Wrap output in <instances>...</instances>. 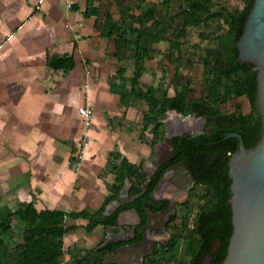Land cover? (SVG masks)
I'll return each mask as SVG.
<instances>
[{"label": "crops", "instance_id": "obj_1", "mask_svg": "<svg viewBox=\"0 0 264 264\" xmlns=\"http://www.w3.org/2000/svg\"><path fill=\"white\" fill-rule=\"evenodd\" d=\"M89 3L95 13H85ZM132 3L133 0H0V222L8 223L9 228L15 218L17 230L25 218H36L39 226H45L40 217L23 218L16 212L29 203L37 211L99 208L114 181L113 174L104 173L111 151L118 150L130 162L141 163L144 170L162 151L156 146L160 141L152 146L137 129L147 109L146 101L133 98L124 105L119 93L110 89V77L127 60L119 61L116 53L123 46L115 34L105 35L102 27L107 18L119 22V5ZM161 42L168 43L169 48L166 40L152 44L154 51L146 60L142 84L150 71L149 61L165 59L164 48L158 47ZM62 56H70L73 65L65 68L51 64L52 58ZM157 62L162 71V60ZM127 70L131 76L132 64L127 66L125 76ZM85 104L94 109L93 123L84 158L76 167L72 155L84 129L77 109ZM59 218V225L66 228L64 232L50 229L35 234L34 240L44 243V239L51 238L50 244L83 252L98 246L114 231L103 224L87 231L84 225L88 217ZM9 228L0 232V264H7L2 247ZM45 233L48 236L37 238ZM70 255L66 251L64 259Z\"/></svg>", "mask_w": 264, "mask_h": 264}, {"label": "trees", "instance_id": "obj_2", "mask_svg": "<svg viewBox=\"0 0 264 264\" xmlns=\"http://www.w3.org/2000/svg\"><path fill=\"white\" fill-rule=\"evenodd\" d=\"M253 2L244 0L243 5L235 9L214 8L212 0H133L132 4L119 5L121 20L114 22L107 18L102 29L107 36H117V42L123 49L118 50L116 55L119 61L131 59L133 71L131 76H125L127 66L125 63L120 64L116 74L110 77V89L119 93L124 105H128L133 98L146 101L147 109L142 113L139 135L143 136L146 130L151 131L152 146L162 141L165 131L162 119L169 110H175L182 116L205 115L204 127L196 132L172 137L176 155L156 169L144 191L142 184L147 179V172L142 164L132 163L120 151L114 150L109 153L106 166L112 171L114 181L99 208L37 211L29 203L25 209H18L16 212L23 217H40L44 221L45 226L31 229L34 235L50 229H55L57 233L64 232L66 228L59 225L62 221L59 216L64 215L88 217L84 225L87 231L97 224L109 226L116 231L117 213L130 207H136L143 224L146 220L145 206L157 211L168 203V199L156 200L150 196L162 173L168 165L184 160L196 179L195 186L204 188L199 196L202 202L198 204L192 222L179 226L178 230L170 229L175 219L174 210L166 225L168 238L159 245H153L140 264H155L165 253V258L171 259L181 242L185 244L187 258L179 259L177 264H220L223 261L233 231L229 202L232 179L228 173V159L230 153L239 147L238 137L225 135L236 131L242 136L245 146L250 147L262 134L261 115L256 105L257 70L254 64L238 58V47L235 44L243 32ZM95 12L96 9L89 3L85 13ZM211 21L216 22L212 33L214 44L205 46L202 51L196 50L195 55H190L185 62L186 66H191L194 61L202 65L204 90L200 96H192V77L179 70L184 65L179 39L186 36L190 27L206 26ZM161 40L168 41V49L177 52V55L168 57L175 66L169 86H163L160 81L155 85H143L140 77L147 68L146 60L154 51L152 44ZM165 56H168L166 52ZM51 64L69 68L73 60L70 56L54 57ZM116 77L120 78L119 83L114 81ZM241 95L247 98L249 111L244 112L240 105L232 111L220 109L222 103ZM126 181L129 194L139 195L117 206L112 212L104 213L107 203L117 197ZM7 228L8 223L0 222V230ZM141 238L139 225L130 241ZM123 243L111 242L100 249L96 246L85 248L81 254L74 255L73 262L69 264H120L115 258L105 257ZM34 249L37 251L35 253L42 255L46 264H64L63 254L70 252L69 248L64 250L55 244L28 241L18 252L16 264H34Z\"/></svg>", "mask_w": 264, "mask_h": 264}, {"label": "water", "instance_id": "obj_3", "mask_svg": "<svg viewBox=\"0 0 264 264\" xmlns=\"http://www.w3.org/2000/svg\"><path fill=\"white\" fill-rule=\"evenodd\" d=\"M238 58L254 64L257 70L256 105L262 120V134L259 140L250 147H246L240 133L228 132L225 137L236 136L239 138V147L229 155L228 173L232 179L229 202L232 210L233 231L230 236L227 254L220 264H264V0H254L250 12L246 18L243 32L236 41ZM170 117L162 119L165 124L163 140L156 144L160 153H156L155 162L151 163L147 172V179L142 184V190H146L156 169L175 155L173 136L183 133H192L193 130H201L204 127L206 116L195 119L188 115L183 116L175 110H169ZM194 116V115H192ZM196 117V116H195ZM183 123L184 126H177ZM176 126V127H175ZM157 151V152H158ZM172 181L162 186V183ZM128 183V182H127ZM196 183V179L184 160L167 167L150 192V196L156 200L169 199L168 205L160 216L168 214L175 203L174 196H165L163 192L169 190L170 184L181 187L187 193ZM165 186V187H164ZM171 187V186H170ZM165 188V189H164ZM179 190V191H180ZM158 193V194H157ZM175 194V193H174ZM138 194L130 195L126 183L117 197L106 207L104 213L112 212L117 206L132 201ZM130 210L128 219L123 218V213ZM146 223L141 226L142 239L138 242H130L136 232V224L141 217L136 207L124 209L117 213L116 224L123 235L106 238L96 248L100 249L111 242H124L117 248H133L143 244L140 263L149 251L148 245L155 238L152 233L148 235V229L155 228L154 216L156 213L145 206ZM130 217L135 219L131 220ZM132 226L128 232L124 231V225ZM159 234H166V219L162 221ZM130 251H133L130 249ZM139 263V264H140Z\"/></svg>", "mask_w": 264, "mask_h": 264}, {"label": "rangeland", "instance_id": "obj_4", "mask_svg": "<svg viewBox=\"0 0 264 264\" xmlns=\"http://www.w3.org/2000/svg\"><path fill=\"white\" fill-rule=\"evenodd\" d=\"M244 0H212L213 7L214 8H227V9H235L240 8L243 5ZM215 21L209 22L206 26H194L190 27L187 32L186 36L184 38L179 39V43L181 44L182 48V59L184 65L180 67L179 70H181L183 73L191 76L192 78V87L193 90L190 93L192 96H200L201 93L204 90V83L202 79V65L198 61H194L191 66H186L185 62L187 61V58L191 55H195L197 52L196 50L202 51L205 46L213 45L214 39L212 37L213 31H215ZM199 32H203V34H199ZM160 48H164L163 50L167 53L168 56H165V59L162 57H159V59L153 58L150 62V71H148L147 74L143 77V85H148V82H154L159 80L163 86H169V81L172 77V74L174 73L175 66L171 59L168 57L173 55H177V52L170 51L168 49V43L161 42V44L158 45ZM163 52V51H162ZM165 52H163L165 54ZM176 53V54H175ZM158 60H162L161 67L163 68L162 71L160 70V66L158 64ZM127 66H130L131 59L127 60L126 62ZM130 70H127V76H129ZM152 82V83H153ZM170 93L172 92V88L170 87ZM242 108L244 112H247L250 110V104L247 100V98L244 95L241 96H234L231 99H229L227 102L222 103L220 105V109L222 111H232L235 110L238 106ZM192 118H197V116L188 115ZM183 117V116H182ZM165 117L164 119H166ZM136 126V125H134ZM141 123H138L137 129L140 130ZM198 130H193V132H196ZM165 134V131L163 133V136ZM143 137L146 138L148 141L151 140V132L145 131L143 134ZM163 140V139H162ZM161 142V141H160ZM159 147V146H158ZM157 147V148H158ZM152 157V155H150ZM104 173H111L112 171L109 169V167L104 168ZM127 183V182H126ZM128 184V183H127ZM172 187V185H170ZM203 186L198 185L197 187L193 186L189 189L187 193H184L182 190L178 191L177 193L173 194L172 192L169 193L165 191L167 196H174L176 201V205L174 207L175 210V219L172 221L170 225L171 230H178L179 226L181 225H189L192 222V219L197 211L198 204L202 202L200 200V194L203 192ZM24 218V217H23ZM13 220V218H12ZM16 220V218H15ZM13 220L12 228H9V230L6 232L5 241H3L4 247H2L4 251H2V255L4 257V262L7 264H16V259L18 258V252L21 250L25 242L31 241L37 243L36 240H34V233L32 232L33 227L39 226V220L36 218H25L22 222H19V228L16 229V221ZM2 230H0L1 232ZM48 236V233L43 234L41 237L37 238H45ZM169 234H165V236L158 237L154 242L149 243L148 250L153 245H159V243L163 242L165 239H167ZM44 243L41 244H47L49 245L52 242V239H44ZM5 242V243H4ZM50 242V243H48ZM38 244V243H37ZM57 245V244H55ZM33 251V250H32ZM176 253L171 257V259H166L165 256L166 253L163 254L164 256L155 264H177V261L179 259H186L187 258V252L185 250V244L181 242L177 248L175 249ZM34 249V264H46L43 262V257L39 253H35ZM71 254L70 257L66 260L64 259V256L62 257L64 264H69L73 262V256L77 255L78 253L81 254L80 249L73 248L70 250ZM149 252V251H148ZM148 252L146 254H148ZM129 249L122 248L117 249V251L109 253L106 257V259L110 258H117L121 264H139V261H133L129 260ZM145 254V255H146ZM143 261V259H142Z\"/></svg>", "mask_w": 264, "mask_h": 264}, {"label": "flooded vegetation", "instance_id": "obj_5", "mask_svg": "<svg viewBox=\"0 0 264 264\" xmlns=\"http://www.w3.org/2000/svg\"><path fill=\"white\" fill-rule=\"evenodd\" d=\"M241 110H242V108H241ZM165 117H170V113H169V111L166 113V115H165ZM164 117V118H165ZM167 162V161H166ZM165 162V163H166ZM164 163V164H165ZM164 164H162V165H164ZM162 165H160V166H162ZM172 164H170V165H168L167 167H169V166H171ZM166 167V168H167ZM195 186V185H194ZM171 189H172V187H171ZM177 189H181V187H178ZM172 192V191H171ZM171 192H169V193H171ZM178 191H176V185H173V194L174 193H177ZM167 196V195H166ZM162 199H164V198H161V199H158V200H162ZM165 199H167V197L165 198ZM176 201L177 200H175V203L171 206V211L168 213V214H166V215H164V217L163 216H160V212L161 211H164L165 209H166V207H167V205H168V203H167V205L164 207V208H162V209H160V210H157V211H154L155 213H156V215L154 216V221H155V228H151V229H148L147 230V232L149 233L148 235H150V234H152V233H157V234H153L152 236L155 238V240L158 238V237H161V236H165V234H159L158 232L160 231V226H161V224H162V221L163 220H165L166 219V225H167V222H168V219H169V216H170V214L171 213H173L174 212V207H175V205H176ZM168 202H169V199H168ZM131 208V207H130ZM130 208H125V209H130ZM124 210V209H123ZM122 210V211H123ZM129 214H131V212H130V210H128V212L125 214V213H123V218H125V219H128V216H129ZM130 219L131 220H133V219H135L134 217H130ZM136 220V219H135ZM146 223V220H145V222L143 223V224H141V221H140V223H138V224H136V227L137 226H139L140 225V228H141V226H143L144 224ZM131 228H132V226H129L128 224H126V225H124L123 226V229H124V231H126V232H128L129 230H131ZM166 228H167V226H166ZM167 233H168V231H167ZM166 233V234H167ZM109 235H111V237H118V236H121V235H123V233L122 232H119V228H117L116 229V231H113L111 234H109ZM142 239V238H141ZM140 239V240H141ZM140 240H137V241H132V242H138V241H140ZM154 240V241H155ZM154 241H152V242H154ZM131 242V241H130ZM152 242H150V243H152ZM120 246V245H119ZM137 249H135V251H129V253H128V257H129V260H133V261H139L140 260V258H141V253H142V251H143V249H144V246H143V244H139L138 245V247H136ZM119 250V249H118ZM115 251H117V250H113L112 252H115ZM121 264V263H120Z\"/></svg>", "mask_w": 264, "mask_h": 264}, {"label": "built area", "instance_id": "obj_6", "mask_svg": "<svg viewBox=\"0 0 264 264\" xmlns=\"http://www.w3.org/2000/svg\"><path fill=\"white\" fill-rule=\"evenodd\" d=\"M77 110L83 122L84 129L81 135L78 137L77 149L75 153L72 155L73 156L72 160L73 163L76 165V167H78V165L81 163V161L84 158V150L89 142L88 130L93 123V114H94L93 107L87 104L78 106Z\"/></svg>", "mask_w": 264, "mask_h": 264}, {"label": "bare ground", "instance_id": "obj_7", "mask_svg": "<svg viewBox=\"0 0 264 264\" xmlns=\"http://www.w3.org/2000/svg\"><path fill=\"white\" fill-rule=\"evenodd\" d=\"M177 126H184V124L183 123H181V124H178ZM176 127V126H175ZM167 183H165V182H163L162 183V186L163 185H166V184H168V183H170V182H172V181H166ZM170 185H172V189H171V187L169 186V190H167V192H173V185H175V184H170ZM165 187V186H164ZM178 188V186H176V191H179V189H177ZM165 189V188H164ZM163 193H166V192H163ZM158 194V193H157ZM165 196H166V194H164ZM136 247H138V246H136ZM136 247H133V248H130V249H137Z\"/></svg>", "mask_w": 264, "mask_h": 264}]
</instances>
